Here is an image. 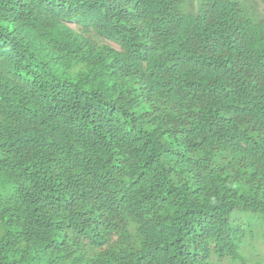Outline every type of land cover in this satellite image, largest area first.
<instances>
[{
	"label": "trees",
	"instance_id": "obj_1",
	"mask_svg": "<svg viewBox=\"0 0 264 264\" xmlns=\"http://www.w3.org/2000/svg\"><path fill=\"white\" fill-rule=\"evenodd\" d=\"M261 6L0 0V264H252Z\"/></svg>",
	"mask_w": 264,
	"mask_h": 264
},
{
	"label": "rangeland",
	"instance_id": "obj_2",
	"mask_svg": "<svg viewBox=\"0 0 264 264\" xmlns=\"http://www.w3.org/2000/svg\"><path fill=\"white\" fill-rule=\"evenodd\" d=\"M262 7V6H261ZM262 9L264 10V7H262ZM73 26V25H72ZM74 27V26H73ZM112 46H114L115 48L119 49V47L113 43V42H109ZM250 261L253 264L255 261H262L264 262V249L262 250L261 247L256 248L255 249V253L250 255Z\"/></svg>",
	"mask_w": 264,
	"mask_h": 264
},
{
	"label": "clouds",
	"instance_id": "obj_3",
	"mask_svg": "<svg viewBox=\"0 0 264 264\" xmlns=\"http://www.w3.org/2000/svg\"><path fill=\"white\" fill-rule=\"evenodd\" d=\"M72 26V25H71Z\"/></svg>",
	"mask_w": 264,
	"mask_h": 264
}]
</instances>
